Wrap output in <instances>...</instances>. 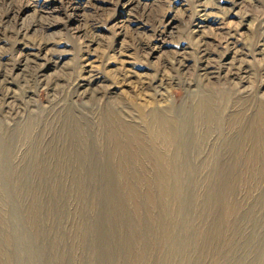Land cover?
<instances>
[{
    "label": "rangeland",
    "instance_id": "rangeland-1",
    "mask_svg": "<svg viewBox=\"0 0 264 264\" xmlns=\"http://www.w3.org/2000/svg\"><path fill=\"white\" fill-rule=\"evenodd\" d=\"M262 110L264 0H0V264H264Z\"/></svg>",
    "mask_w": 264,
    "mask_h": 264
},
{
    "label": "bare ground",
    "instance_id": "bare-ground-1",
    "mask_svg": "<svg viewBox=\"0 0 264 264\" xmlns=\"http://www.w3.org/2000/svg\"><path fill=\"white\" fill-rule=\"evenodd\" d=\"M205 106L201 107V111L200 114H202V116H198V119L201 120H206V124L207 126H210L213 124V120L215 121L216 116H215V108L213 103L211 102V100H207L205 101ZM264 110L261 111V115L263 117V120L260 119V121H264ZM162 118V119H161ZM157 117V119L155 120V126L151 125L148 126V131H149V143L143 144V148L140 150V152L135 151V150H131L132 148L129 149V151L125 154L126 159L130 158V159H135L137 162H139V164L143 163V156L144 158H149L151 160L154 159V166L153 167H146V166H141V170L143 171V173H153L156 174V172H160L162 175H173V176H179L180 172L182 171V167L181 165L178 163V156H177V160L173 159V162L170 161H166L164 160L162 163L159 164V167H157V163L155 161H158L157 157L155 155V150H151V148L153 147H157L158 145L161 146H166L168 147L170 145V138H172V133L174 131V126H171V122L166 120L163 117ZM121 122V121H119ZM120 129H121V133L124 135V137L127 139V144H122L123 146L127 145V146H135L137 141L140 142V136L138 134H135L134 132H136L134 130L133 127H131L130 125L126 124V123H121L120 124ZM170 130L172 131L170 133ZM142 146V145H141ZM152 146V147H151ZM149 148V150H148ZM128 156V157H127ZM123 158V157H122ZM125 158L123 159L124 161L127 162ZM123 168H121L120 170L124 173H126V171L128 173H130L129 169L126 167V164L121 165ZM128 169V170H127ZM180 178V177H178ZM177 178V179H178Z\"/></svg>",
    "mask_w": 264,
    "mask_h": 264
}]
</instances>
